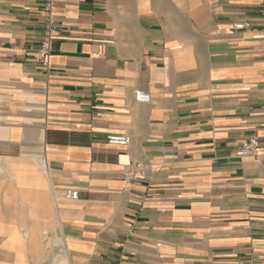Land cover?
I'll return each mask as SVG.
<instances>
[{
    "label": "crops",
    "instance_id": "0c3cea01",
    "mask_svg": "<svg viewBox=\"0 0 264 264\" xmlns=\"http://www.w3.org/2000/svg\"><path fill=\"white\" fill-rule=\"evenodd\" d=\"M54 229L69 264H264V0H0V264Z\"/></svg>",
    "mask_w": 264,
    "mask_h": 264
},
{
    "label": "built area",
    "instance_id": "2783aa9c",
    "mask_svg": "<svg viewBox=\"0 0 264 264\" xmlns=\"http://www.w3.org/2000/svg\"><path fill=\"white\" fill-rule=\"evenodd\" d=\"M251 24L249 22H238L234 25L233 29L229 32L231 36L235 35L237 32L249 30ZM60 34V26L51 18L50 12L46 24L45 38L42 43V48L39 53V58L43 65L48 67L50 65V56L53 42L58 39ZM135 98L138 103L148 104L151 101L149 94L139 90L135 92ZM107 143L110 146L115 147H127L131 144L132 139L126 134H115L110 133L107 135ZM259 142L257 138H251L245 141L239 150L236 152L237 157L243 159L248 157H254L255 162H259V157L257 156V148ZM149 166L144 163H132L125 170L124 177L127 182H131L138 178H145L149 173ZM67 197L71 200L78 199V192L71 190L67 192Z\"/></svg>",
    "mask_w": 264,
    "mask_h": 264
},
{
    "label": "rangeland",
    "instance_id": "374dc122",
    "mask_svg": "<svg viewBox=\"0 0 264 264\" xmlns=\"http://www.w3.org/2000/svg\"><path fill=\"white\" fill-rule=\"evenodd\" d=\"M22 240L25 242L23 238ZM44 244L43 247H41V255H39L41 258L40 260L38 259L36 264H69L68 259L65 257L63 244L60 241L59 235L55 233V229L52 233H49L48 236H45ZM21 255V264H26L23 254Z\"/></svg>",
    "mask_w": 264,
    "mask_h": 264
},
{
    "label": "bare ground",
    "instance_id": "6f19581e",
    "mask_svg": "<svg viewBox=\"0 0 264 264\" xmlns=\"http://www.w3.org/2000/svg\"><path fill=\"white\" fill-rule=\"evenodd\" d=\"M27 233H29V232H27ZM28 234H27V236H26V238L28 239ZM21 246H24V241L22 240V238H21V244H20Z\"/></svg>",
    "mask_w": 264,
    "mask_h": 264
}]
</instances>
